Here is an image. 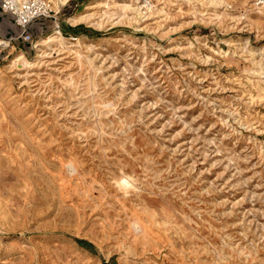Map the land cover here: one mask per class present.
Returning <instances> with one entry per match:
<instances>
[{"label": "rangeland", "instance_id": "obj_1", "mask_svg": "<svg viewBox=\"0 0 264 264\" xmlns=\"http://www.w3.org/2000/svg\"><path fill=\"white\" fill-rule=\"evenodd\" d=\"M48 1L0 13V264H264V6Z\"/></svg>", "mask_w": 264, "mask_h": 264}, {"label": "built area", "instance_id": "obj_2", "mask_svg": "<svg viewBox=\"0 0 264 264\" xmlns=\"http://www.w3.org/2000/svg\"><path fill=\"white\" fill-rule=\"evenodd\" d=\"M256 3L264 6V0H258ZM0 11L13 17L15 26L20 30L19 38L23 42L32 41L27 28L33 22L49 19L54 14L48 0H0Z\"/></svg>", "mask_w": 264, "mask_h": 264}, {"label": "bare ground", "instance_id": "obj_3", "mask_svg": "<svg viewBox=\"0 0 264 264\" xmlns=\"http://www.w3.org/2000/svg\"><path fill=\"white\" fill-rule=\"evenodd\" d=\"M48 2H49V1H48ZM50 7H51V9L53 10L51 4H50ZM55 34H56V33H55ZM53 39L61 40V39L59 38L58 34H56V36H55V35H51V36L47 37L46 40H44L43 42H47V43H49V41H50V40H53ZM37 46H38V45H37ZM37 46H36V47H37ZM38 52H39V49L37 50V54H36L35 57H39ZM16 61H18V62H22L23 66H27V65H28L27 61H26V60L24 59V57L21 56V55H20V56H17V59H15V62H16Z\"/></svg>", "mask_w": 264, "mask_h": 264}, {"label": "crops", "instance_id": "obj_4", "mask_svg": "<svg viewBox=\"0 0 264 264\" xmlns=\"http://www.w3.org/2000/svg\"><path fill=\"white\" fill-rule=\"evenodd\" d=\"M0 13L3 14V15H6L7 17H9V19L11 20V23L13 24V26H14V28H15V35H18V36H19V35H20V30H19L18 27L15 26L14 21H13V17H12L11 15H9V14H5V13H3V12H1V11H0ZM39 20H44V19H39ZM37 21H38V20H37ZM35 22H36V21H35ZM33 23H34V22H33ZM33 23H32V24H33ZM32 24H31V25H32ZM28 34H29V33H28ZM29 35H30V34H29Z\"/></svg>", "mask_w": 264, "mask_h": 264}]
</instances>
